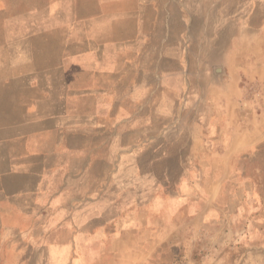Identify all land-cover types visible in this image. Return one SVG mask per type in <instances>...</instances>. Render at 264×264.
<instances>
[{
	"label": "crops",
	"instance_id": "obj_1",
	"mask_svg": "<svg viewBox=\"0 0 264 264\" xmlns=\"http://www.w3.org/2000/svg\"><path fill=\"white\" fill-rule=\"evenodd\" d=\"M79 2L77 20L65 14L48 24L61 28L58 34L32 37L41 46L24 55L37 63L14 80L0 79L7 93L0 94V264H88L89 248L97 264H145L173 231L160 221L184 214L211 223L230 169L264 143V101L251 93L252 83L264 90L263 6L249 16L241 0ZM203 4V37H211V53H221L194 70L185 68L181 44L190 38L200 51L199 33L185 13ZM55 5L70 11L66 1ZM172 6L181 13L171 20L180 47L169 55L163 13ZM152 43L163 46L153 51ZM167 60L176 66L166 68ZM170 121L181 134L185 121L192 125L190 152L199 170L183 179L185 191L169 210L156 213L135 187L138 178L149 179L140 170L147 162L133 154L135 138L159 124L168 140ZM155 148L148 151L168 150ZM94 171L95 189L87 186Z\"/></svg>",
	"mask_w": 264,
	"mask_h": 264
},
{
	"label": "rangeland",
	"instance_id": "obj_2",
	"mask_svg": "<svg viewBox=\"0 0 264 264\" xmlns=\"http://www.w3.org/2000/svg\"><path fill=\"white\" fill-rule=\"evenodd\" d=\"M64 1L70 6V11L68 10L66 13L62 10L58 11L60 6L55 5ZM245 1L248 5L249 16L253 14L258 5L263 6L264 11V0H241L242 3ZM170 2L171 0H169ZM79 3V0H0V72L4 71L5 73V75L0 74V79L3 82L7 79L14 80L18 71L25 70L37 63L38 61L35 60L37 57L24 55V53L36 50L41 46L38 41L33 42L32 37L58 34L61 28H49L48 24L54 25L52 23L64 19L65 14L72 21L77 20L80 12ZM173 3L175 0H172ZM195 3L197 2L195 1ZM205 6L206 4L195 6V12L185 13L192 19L193 25L190 24V26L193 31L199 33V37L195 38V41L200 43V51H198L190 38H184L181 46L184 51L182 58L185 68L198 70V68L211 66L209 56L211 57V54L218 56L221 53L219 51L211 53V42H209L211 37H203V34H208L204 19L209 16V13L203 11ZM178 11L176 6H172L167 13H163L169 21L167 28L169 55L176 54L177 47L178 49L180 47L174 43L173 32L178 29L171 25L174 16L181 14ZM192 28L189 27L186 30L189 31ZM157 31H159L158 28ZM202 39L206 40L203 44ZM227 39H229L228 36ZM161 46L163 45L152 43L153 51L159 52ZM207 46H210L209 49L204 48ZM199 54L204 55L200 60L198 59ZM152 55L159 59V56L153 53ZM152 63L156 67L159 65V61L155 59L152 60ZM163 66L168 69L174 68L176 61L167 60ZM252 85L254 87L252 86L251 93L255 96L258 95V100L264 101L262 86L258 83H252ZM0 94L7 93L0 92ZM174 110L173 114L169 110L171 117L177 116V112ZM183 110V113L188 116L192 112V109L186 107ZM138 114H143L142 109ZM153 114H156L154 116L159 115V113ZM178 115L181 113L178 112ZM170 122L168 124V140L163 139L159 124H152V129L145 131V135L143 131L142 136L140 134L135 138L133 154L136 160L147 162L145 168L140 170H145L149 178L141 183L138 178L139 182L135 187L141 192V195L149 197L151 208L156 213L169 210L168 203L185 191L183 179L187 180L190 175L197 174L199 170L194 162L193 153L190 152L192 125L185 121L180 127L183 129L181 134L177 132L179 129L177 122ZM149 131L150 138L147 136ZM133 144L132 141V146ZM215 145V148H218L221 144L216 142ZM154 146H156V150L164 147H168V150L148 151L152 150ZM208 146L211 148L210 141ZM177 149L181 151H176ZM120 155L122 156L124 153L121 152ZM183 160L189 164L187 168L184 167ZM140 170H136L137 173ZM230 170L231 175L225 178L222 186L220 208L209 215L211 223L209 221L193 223L184 214L176 216L175 220L168 216L165 220L160 221L162 228L164 227L166 231L171 229L174 231L179 226V231L169 236L173 232L171 231L163 241V245L145 264H264V143L255 145L249 151L241 154L235 166ZM185 171H188L187 175L184 174ZM95 179L94 171L88 178V188L98 187L94 183ZM159 201L162 203V208H157ZM156 221L159 222V220ZM193 227H195V233L192 234ZM65 236L67 234L58 233L57 239H63ZM88 250V264H97L100 259L96 254V249L89 248ZM102 253L105 256V253Z\"/></svg>",
	"mask_w": 264,
	"mask_h": 264
}]
</instances>
